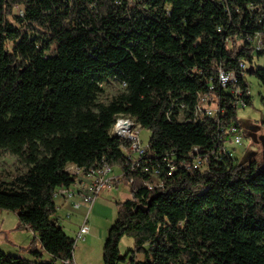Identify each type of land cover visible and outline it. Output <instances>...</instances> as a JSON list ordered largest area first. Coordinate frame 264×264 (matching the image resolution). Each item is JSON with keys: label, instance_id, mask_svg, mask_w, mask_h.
Returning <instances> with one entry per match:
<instances>
[{"label": "trees", "instance_id": "trees-1", "mask_svg": "<svg viewBox=\"0 0 264 264\" xmlns=\"http://www.w3.org/2000/svg\"><path fill=\"white\" fill-rule=\"evenodd\" d=\"M258 38L264 0H0V160L24 166L0 173V209L41 246L29 256L0 248V264H74L54 194L75 182L70 164L105 163L128 171L132 197L117 203L103 264H264V165L241 161L233 144L232 155L189 167L194 147L241 133V106L231 86L221 89L219 68L235 71L244 93L248 74L264 86ZM112 81L124 89L102 102ZM201 96L222 98L219 122L194 120ZM240 100L252 105L251 93ZM121 116L152 132L148 170L132 171L129 143L110 134ZM123 237L134 241L125 255Z\"/></svg>", "mask_w": 264, "mask_h": 264}, {"label": "rangeland", "instance_id": "rangeland-1", "mask_svg": "<svg viewBox=\"0 0 264 264\" xmlns=\"http://www.w3.org/2000/svg\"><path fill=\"white\" fill-rule=\"evenodd\" d=\"M21 8L16 12L21 13ZM263 63V62H262ZM252 105L238 108V118L241 124V133L244 136L243 142L235 145L241 161L258 162L264 165L260 136L264 135V86L254 74H248ZM100 95L102 102L122 91L124 88L116 81L108 82L103 87ZM209 103L211 108L217 107L218 96L211 97ZM125 119V118H124ZM123 119V120H124ZM137 128V127H136ZM140 138L143 143H148L152 132L147 128H138ZM233 144L230 143V146ZM23 164L16 156L7 155L0 160V173L14 174L22 171ZM114 173H119V169L114 168ZM129 182L125 179L116 183L115 186H108L96 198L92 209L88 213L89 232L84 240H76L77 232L83 225L86 208L73 209L71 202H65L61 198L56 199L58 211L55 217L59 218L64 231L72 237L75 243L74 262L75 264H103V251L106 244L110 227L118 217L117 203L123 202L132 197ZM75 201L81 202V197L77 196ZM132 238L123 237L120 244V252L125 255L130 248H133ZM29 246L41 248L40 242L35 238L33 232L27 227L20 225L16 212L0 209V248L10 254L29 256L26 248ZM48 257V255H46ZM138 259H143L142 254H137ZM120 264H132L129 260Z\"/></svg>", "mask_w": 264, "mask_h": 264}, {"label": "built area", "instance_id": "built-area-1", "mask_svg": "<svg viewBox=\"0 0 264 264\" xmlns=\"http://www.w3.org/2000/svg\"><path fill=\"white\" fill-rule=\"evenodd\" d=\"M247 40H252L251 37H248ZM258 48L264 47L263 42L258 38L257 40ZM241 74L246 76L245 69L247 68L246 64L241 62ZM237 73L235 71L226 72L222 68H219L218 82L221 89H228L231 86V91L235 95L236 103L235 105L246 107V104L240 100V98L250 95V90L244 93L243 89L237 85ZM213 100L205 96H201L200 102L196 107L195 111V121H199L204 117H211L216 119L218 122L222 119L225 114V110L222 107V98L218 96L217 107L211 108L209 103H212ZM125 118V119H124ZM124 119V120H123ZM137 127V128H136ZM140 125L135 121L134 118L130 117H119L117 120L108 126V130L111 135L120 138L123 141L129 143L127 148L128 158L131 159L130 169L133 171L136 168L143 167V157L150 150V144L143 143L140 138L139 129ZM232 131H238L237 128H232ZM229 133V131H227ZM244 136L242 133H236L233 136V139H218L215 145V148L209 151H203L199 147H194L191 152V163L189 167L197 169H205L208 167L210 159L212 156H216L217 152L221 155H232V153L227 151L226 145L232 144H241L243 142ZM164 161H167L170 174L175 169L172 161H168L167 157H164ZM143 169L148 170V167L144 166ZM67 174L74 178V183L69 187L58 188L55 192V198H61L66 203L71 202L73 209H79L84 206L86 208V216L82 226H80L76 240H84L86 235L89 232V224L87 215L92 209L93 204L96 201L98 195L103 191L104 188L115 185L125 178L128 174V171L119 169V173H114V167L108 163L103 164L97 168L86 169L80 167L76 164H70L66 168ZM158 174V170L154 175ZM132 182V179H129ZM155 186H162V183L155 182ZM79 196L82 201H75L74 199ZM75 264V263H74Z\"/></svg>", "mask_w": 264, "mask_h": 264}, {"label": "water", "instance_id": "water-1", "mask_svg": "<svg viewBox=\"0 0 264 264\" xmlns=\"http://www.w3.org/2000/svg\"><path fill=\"white\" fill-rule=\"evenodd\" d=\"M253 68L251 67L250 68V71H252ZM260 143H261V146H262V153H263V159H264V135H261L260 136ZM139 208L137 207L136 210H138Z\"/></svg>", "mask_w": 264, "mask_h": 264}, {"label": "crops", "instance_id": "crops-1", "mask_svg": "<svg viewBox=\"0 0 264 264\" xmlns=\"http://www.w3.org/2000/svg\"><path fill=\"white\" fill-rule=\"evenodd\" d=\"M115 186V185H114Z\"/></svg>", "mask_w": 264, "mask_h": 264}]
</instances>
